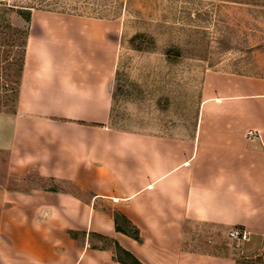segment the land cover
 Segmentation results:
<instances>
[{
    "label": "crops",
    "instance_id": "crops-1",
    "mask_svg": "<svg viewBox=\"0 0 264 264\" xmlns=\"http://www.w3.org/2000/svg\"><path fill=\"white\" fill-rule=\"evenodd\" d=\"M122 34L32 11L16 107L0 111V264H131L117 246L140 264H240L189 247L188 228L245 243L243 259L264 240V78L206 71L190 132L128 129L112 94Z\"/></svg>",
    "mask_w": 264,
    "mask_h": 264
},
{
    "label": "rangeland",
    "instance_id": "rangeland-1",
    "mask_svg": "<svg viewBox=\"0 0 264 264\" xmlns=\"http://www.w3.org/2000/svg\"><path fill=\"white\" fill-rule=\"evenodd\" d=\"M38 1H0V111L12 112L16 107L28 29L17 9ZM46 2L57 3L69 15L120 24L123 34L112 94L114 114L122 127L169 135L190 132L206 71L264 78V0ZM16 29L24 33L16 34ZM137 34L146 36L140 46L151 49L139 51L130 45ZM169 49L180 50L176 63L166 58ZM26 179L36 178L22 180ZM11 184L22 186L18 181ZM188 232L189 247H206L204 251L215 254L231 250L240 264H264V240L255 254L243 259L240 254L245 243L236 247L227 234L198 226L189 227Z\"/></svg>",
    "mask_w": 264,
    "mask_h": 264
},
{
    "label": "trees",
    "instance_id": "trees-1",
    "mask_svg": "<svg viewBox=\"0 0 264 264\" xmlns=\"http://www.w3.org/2000/svg\"><path fill=\"white\" fill-rule=\"evenodd\" d=\"M2 1V0H0ZM38 10V11H47V12H55V13H62L66 14L65 10L59 9L57 6V3H47L46 0H39L38 2L31 3L29 6L26 7H20L17 9V14L23 18L27 24L30 23L31 17H32V11ZM6 28L12 30L10 24H6ZM16 34L24 33L22 30L16 29ZM25 36V42L23 44V60L20 68V76L24 65V56H25V47H26V40L28 37V29L27 32L24 33ZM146 39V36L144 34H137L133 36L130 40V45L139 51H143L145 49H151V46L149 48L140 46L139 42L141 40ZM166 58L169 62L176 63L180 59V50L178 49H169L166 52ZM114 219L116 223V230L118 232L124 233L132 238H134L137 241H141L140 233L136 227H134L124 216L120 215L119 213L114 214ZM118 250L121 251L126 258L131 260V264H140L135 258H133L129 253L124 252L117 246Z\"/></svg>",
    "mask_w": 264,
    "mask_h": 264
},
{
    "label": "built area",
    "instance_id": "built-area-1",
    "mask_svg": "<svg viewBox=\"0 0 264 264\" xmlns=\"http://www.w3.org/2000/svg\"><path fill=\"white\" fill-rule=\"evenodd\" d=\"M256 137V132L250 131L248 133V138H254ZM229 237L237 242H244L248 240L249 235L248 233L243 229H233L229 232Z\"/></svg>",
    "mask_w": 264,
    "mask_h": 264
}]
</instances>
